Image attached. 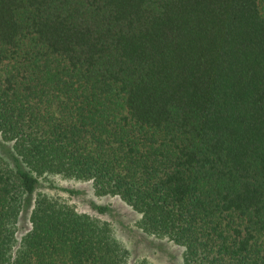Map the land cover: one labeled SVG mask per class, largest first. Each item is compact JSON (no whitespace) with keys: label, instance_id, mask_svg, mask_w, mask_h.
<instances>
[{"label":"trees","instance_id":"1","mask_svg":"<svg viewBox=\"0 0 264 264\" xmlns=\"http://www.w3.org/2000/svg\"><path fill=\"white\" fill-rule=\"evenodd\" d=\"M50 177L183 264H264V0H0V264H128Z\"/></svg>","mask_w":264,"mask_h":264},{"label":"rangeland","instance_id":"2","mask_svg":"<svg viewBox=\"0 0 264 264\" xmlns=\"http://www.w3.org/2000/svg\"><path fill=\"white\" fill-rule=\"evenodd\" d=\"M66 189L78 192L72 194ZM38 190L64 199L80 212L106 220L112 226L117 239L129 249L128 264H136L141 259L153 264H183L181 246L166 238H158L143 232L137 226L140 218L138 213L116 196H96L89 182L50 177L40 180ZM92 204L106 205L109 212L98 214ZM24 224L27 227V223Z\"/></svg>","mask_w":264,"mask_h":264}]
</instances>
